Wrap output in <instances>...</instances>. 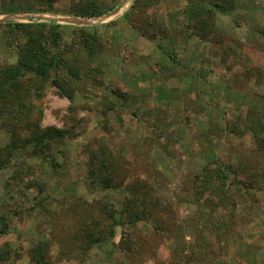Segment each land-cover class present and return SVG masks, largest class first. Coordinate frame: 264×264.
Returning <instances> with one entry per match:
<instances>
[{"label":"rangeland","instance_id":"1","mask_svg":"<svg viewBox=\"0 0 264 264\" xmlns=\"http://www.w3.org/2000/svg\"><path fill=\"white\" fill-rule=\"evenodd\" d=\"M101 1L112 11L81 18L67 0L45 13L26 11L40 9L37 0H0L1 25L55 21L69 45L73 27L93 26L103 46L73 83V101L49 89L37 102L42 128L69 132L56 175L31 147L0 170L4 264H31L39 242L51 264H264V150L246 127L250 108L264 107V0L218 10L203 40L196 26L218 0ZM6 34L0 28V65ZM10 142L0 122V154ZM220 163L238 174L213 211L221 199L198 192L197 176ZM87 228L103 242L84 251Z\"/></svg>","mask_w":264,"mask_h":264},{"label":"trees","instance_id":"2","mask_svg":"<svg viewBox=\"0 0 264 264\" xmlns=\"http://www.w3.org/2000/svg\"><path fill=\"white\" fill-rule=\"evenodd\" d=\"M58 1L37 0L41 8L35 9L30 6L26 11L50 12ZM67 1L70 3L69 12L75 17L97 18L112 11V8L101 0ZM233 6L234 0H218L214 3L212 9L208 10L209 14L207 13L208 15H205L196 26L199 31L198 36L202 40L205 35L206 37L210 36L214 30V13H217L218 10L229 11L233 9ZM3 27L7 31L5 41L8 59L5 64L0 65V122L10 133L11 142L2 150L4 154H0V170L11 167L14 158L19 156V152H24L31 147L41 163L52 170L51 176L53 177L58 168L62 167L59 160L66 147L65 139L69 132L53 127L42 128L40 124L43 111L41 108H37V102L45 97L49 89H57L61 95L71 101L74 100L76 90L73 88V83L82 81L83 71L85 73L93 71H88L85 66L94 62L98 58V53L102 52L100 30L93 26L73 27L74 41L69 45L62 26L55 21L37 19L28 23L16 21L0 24V28ZM201 31L205 32L204 35L201 34ZM84 59L86 60L84 61ZM64 71L68 74L65 75ZM98 71L100 70L96 72ZM89 77H92L93 87H97L105 93L104 83L92 75ZM105 96L107 97V95ZM249 111V122L246 127H249L257 137V150L262 151L264 150V107H251ZM89 160L90 163L86 167L89 170V176H91L96 169L95 157L91 155ZM24 165L26 163H16L13 166L16 171H19V168ZM215 167H206L203 173L197 176V184L200 189L198 192L221 199L220 204L213 211H216L221 205L224 206V203L229 199V192L235 184L229 179L237 173L232 166L220 163ZM239 185H245V182L239 180L236 186ZM246 188L249 189L248 186ZM236 190L240 191L238 187ZM107 209L106 214L110 215L108 220L116 219L114 224L111 223V231L114 233V229L118 226L115 224L116 216L121 213L115 205L107 207ZM7 226L6 219L2 218L3 231L1 230V234L6 232ZM93 230L98 229L84 230L83 235L78 238L81 244L83 243L81 248L88 249V246L103 242L99 231ZM84 251L87 250L84 249ZM10 257L11 252L9 251L0 252V263H6ZM49 257L48 244L39 242L31 252V264H51Z\"/></svg>","mask_w":264,"mask_h":264}]
</instances>
